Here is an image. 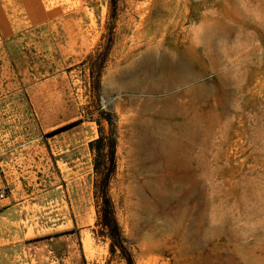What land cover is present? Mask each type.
<instances>
[{
	"label": "rangeland",
	"instance_id": "rangeland-1",
	"mask_svg": "<svg viewBox=\"0 0 264 264\" xmlns=\"http://www.w3.org/2000/svg\"><path fill=\"white\" fill-rule=\"evenodd\" d=\"M44 2L31 83L63 95L48 138L89 264H264V0ZM166 52L200 75L136 92L115 77L157 76Z\"/></svg>",
	"mask_w": 264,
	"mask_h": 264
},
{
	"label": "crops",
	"instance_id": "crops-1",
	"mask_svg": "<svg viewBox=\"0 0 264 264\" xmlns=\"http://www.w3.org/2000/svg\"><path fill=\"white\" fill-rule=\"evenodd\" d=\"M52 16L44 0H0V264H89L63 151L48 138L63 126V95L31 83V31Z\"/></svg>",
	"mask_w": 264,
	"mask_h": 264
},
{
	"label": "bare ground",
	"instance_id": "bare-ground-1",
	"mask_svg": "<svg viewBox=\"0 0 264 264\" xmlns=\"http://www.w3.org/2000/svg\"><path fill=\"white\" fill-rule=\"evenodd\" d=\"M219 33L221 37L224 36L221 32ZM212 34L213 32L207 29L205 32V37L209 39L212 37ZM221 37L219 36V38ZM220 50L222 49L220 48ZM155 69L156 67H152L150 69H131L132 71L129 72H118L115 74V77L118 80L120 78H124L126 80L125 83L122 84V87L128 90V92L129 90L136 92L141 87V85L147 86L148 89L152 91H158L162 86L167 87V89L180 86L188 82L191 78H196L200 75V70L194 67L187 57L181 56L180 54L177 55L175 52L164 53L158 64L159 72L157 76H155L153 73Z\"/></svg>",
	"mask_w": 264,
	"mask_h": 264
},
{
	"label": "trees",
	"instance_id": "trees-1",
	"mask_svg": "<svg viewBox=\"0 0 264 264\" xmlns=\"http://www.w3.org/2000/svg\"><path fill=\"white\" fill-rule=\"evenodd\" d=\"M101 141H102V138L100 137V138L98 139V142H101ZM91 145H92V147H93V146H94V142H92ZM113 156H114V151H113V148H112V157H113ZM111 167H113V164H111ZM106 181H107V180H105V183H106ZM109 217H110V216H109V212H108L107 210H105L104 218H106L107 221H109V220H110ZM127 260H128V263H129V264H134V263H133V260H132V258H131L130 256H127Z\"/></svg>",
	"mask_w": 264,
	"mask_h": 264
},
{
	"label": "built area",
	"instance_id": "built-area-1",
	"mask_svg": "<svg viewBox=\"0 0 264 264\" xmlns=\"http://www.w3.org/2000/svg\"><path fill=\"white\" fill-rule=\"evenodd\" d=\"M7 195V190L6 188L0 189V199H4Z\"/></svg>",
	"mask_w": 264,
	"mask_h": 264
}]
</instances>
